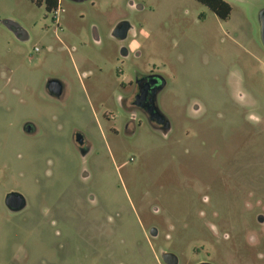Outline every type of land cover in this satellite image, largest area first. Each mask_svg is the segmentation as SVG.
<instances>
[{
  "label": "rangeland",
  "instance_id": "374dc122",
  "mask_svg": "<svg viewBox=\"0 0 264 264\" xmlns=\"http://www.w3.org/2000/svg\"><path fill=\"white\" fill-rule=\"evenodd\" d=\"M224 1L227 20L196 0H64L56 27L0 0V264H263L264 0ZM140 75L166 83L167 135L122 105Z\"/></svg>",
  "mask_w": 264,
  "mask_h": 264
},
{
  "label": "flooded vegetation",
  "instance_id": "af4514ba",
  "mask_svg": "<svg viewBox=\"0 0 264 264\" xmlns=\"http://www.w3.org/2000/svg\"><path fill=\"white\" fill-rule=\"evenodd\" d=\"M17 28H19L17 26ZM120 39V38H119ZM136 52V47L132 46V47H128V49L123 48L122 53L124 55V57H129L132 53L135 54ZM151 81H156L155 84H150ZM164 81V79L160 76H156V75H140L137 76L135 83L131 82L130 83V87L128 88L131 89L130 92V96L127 100H123L122 101V105L124 106L125 110L132 116L131 120L135 121L136 117L135 114L136 112L141 113L151 124L152 128L157 131L158 133L162 134V135H167V133L165 134L164 128L162 125H158L155 122H152L150 120V114H149V108L151 106V98H152V92L153 89H155L156 87H158L162 82ZM149 85V88L146 90L144 88H146V85ZM49 84V83H48ZM164 89V88H163ZM142 90H144L145 92V96L143 97L142 95ZM62 91H63V86H62ZM62 94V93H61ZM143 97V98H142ZM155 104L157 105V101L155 102ZM198 110V106L196 107V112ZM110 120L115 119L114 115H110L109 116ZM26 133H31L32 132V126L31 125H26L24 128ZM75 142L77 144V146H79V148L82 151L83 155H86L88 153V148L87 145L85 143V139L83 138V136L81 135H77L75 137ZM15 194L17 196H19L20 198V203L22 204V206H18V202L15 199V201H7V198L12 195ZM5 205L7 207V209L11 212V213H19L24 211L27 206H28V201L23 197V195H21L20 193H15V192H11L8 193L6 195L5 198ZM258 212L256 214V218H257V224H258V232L259 234L256 235L258 237V239L251 235L250 236V240L253 243L252 245L254 246H262V244H264V228H260L259 226L262 225L264 226V213H263V209H260L262 206L260 205V200H258ZM157 236V231L155 228L151 229V237H156ZM263 260H264V256H262ZM173 260L170 258L168 262H172ZM168 262L165 261V263L169 264ZM175 262H173L174 264ZM197 264H212L211 262L208 261H199L197 262ZM264 264V262H263Z\"/></svg>",
  "mask_w": 264,
  "mask_h": 264
},
{
  "label": "water",
  "instance_id": "95a60500",
  "mask_svg": "<svg viewBox=\"0 0 264 264\" xmlns=\"http://www.w3.org/2000/svg\"><path fill=\"white\" fill-rule=\"evenodd\" d=\"M71 1H73V2H84V1H88V0H71ZM259 24H260V39H261L262 45L264 47V9L259 14ZM5 25L9 29L14 31V33L16 34V36L20 40H22V39H24V37H26V32L23 29H21L20 27L17 28V25L13 24L12 22L6 21ZM131 30H132V26L130 25L129 22H122L115 27V29L113 31V36L115 38H120L121 40H126L128 37V34ZM155 83H156V81H151L150 84H155ZM150 84L147 83L146 88H144V89L147 90L149 88ZM165 85H166V83H165V81H163L158 87L153 89L152 98H151V106L149 108V114H150V120L152 122H155L158 125H162L164 128L163 132L166 134L170 131V123L167 121V119L160 112L158 105L155 104L158 93L163 90ZM49 89L53 95L60 96L62 93V84L58 81H51V82H49ZM141 93L144 97L145 96L144 90H142ZM15 199L17 200V202L19 201L18 206L19 207L22 206V204L20 203L19 196L15 195V194L10 195L7 198V201L11 202L13 200L15 201ZM170 258L173 260L172 262H168ZM163 259H164V261L168 262L169 264H173V262H176L173 255L169 254V253H164Z\"/></svg>",
  "mask_w": 264,
  "mask_h": 264
},
{
  "label": "trees",
  "instance_id": "16d2710c",
  "mask_svg": "<svg viewBox=\"0 0 264 264\" xmlns=\"http://www.w3.org/2000/svg\"><path fill=\"white\" fill-rule=\"evenodd\" d=\"M38 6H45L47 12L51 13L58 6L59 0H31ZM197 2L208 7L221 20H227L231 16L232 7L224 0H196Z\"/></svg>",
  "mask_w": 264,
  "mask_h": 264
},
{
  "label": "built area",
  "instance_id": "2783aa9c",
  "mask_svg": "<svg viewBox=\"0 0 264 264\" xmlns=\"http://www.w3.org/2000/svg\"><path fill=\"white\" fill-rule=\"evenodd\" d=\"M62 3H63V0H59L57 8L54 11L51 12L52 13V19H53L56 27H59L60 15L64 12V9L62 7Z\"/></svg>",
  "mask_w": 264,
  "mask_h": 264
},
{
  "label": "crops",
  "instance_id": "0c3cea01",
  "mask_svg": "<svg viewBox=\"0 0 264 264\" xmlns=\"http://www.w3.org/2000/svg\"><path fill=\"white\" fill-rule=\"evenodd\" d=\"M64 1V0H63Z\"/></svg>",
  "mask_w": 264,
  "mask_h": 264
}]
</instances>
